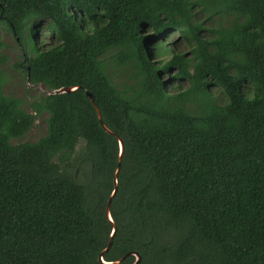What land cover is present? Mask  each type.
Instances as JSON below:
<instances>
[{
    "label": "trees",
    "instance_id": "trees-1",
    "mask_svg": "<svg viewBox=\"0 0 264 264\" xmlns=\"http://www.w3.org/2000/svg\"><path fill=\"white\" fill-rule=\"evenodd\" d=\"M0 28L45 91L0 69V264H102L119 139L106 262L264 264V0H0Z\"/></svg>",
    "mask_w": 264,
    "mask_h": 264
},
{
    "label": "rangeland",
    "instance_id": "rangeland-1",
    "mask_svg": "<svg viewBox=\"0 0 264 264\" xmlns=\"http://www.w3.org/2000/svg\"><path fill=\"white\" fill-rule=\"evenodd\" d=\"M36 23H38L36 27L38 28L39 32L37 33V37L35 38V47H50L55 41L48 31L49 22L45 19H40L37 20ZM167 36L171 38V40H180L179 44L175 48H173L174 53L186 54L187 56L190 55L189 46L187 45V43L181 41V37L177 33L167 34ZM27 37L28 33H25L24 38L26 39ZM0 40H2L4 43V47L0 50V56L7 58L6 62L0 66V69L2 70L4 77L6 78L3 92L6 95L24 99V110L31 112V109L29 107L31 97L36 94L45 92L44 88L42 86L34 88L31 84L25 82L23 67H17V64H21L23 62V56L14 35L10 31H8V29L0 28ZM30 41L31 39L29 40V42ZM25 47L26 54L29 55L31 52V47L29 46L27 40L25 42ZM165 59L166 58H162L160 59V61H164ZM174 75V72H172L171 74L164 77L165 81H168L166 85L167 87L174 84L175 80H171ZM127 80L128 78H126V76H122L118 79V82L125 83L127 82ZM47 118L48 114L46 113L39 117L31 130L25 135V137L23 139L15 141V143L38 141L42 136L46 134ZM82 145L83 144L80 143L77 147V150H79Z\"/></svg>",
    "mask_w": 264,
    "mask_h": 264
},
{
    "label": "water",
    "instance_id": "water-1",
    "mask_svg": "<svg viewBox=\"0 0 264 264\" xmlns=\"http://www.w3.org/2000/svg\"><path fill=\"white\" fill-rule=\"evenodd\" d=\"M29 80V78H28ZM79 87H68V88H61L59 90H56V91H53L52 93L53 94H63V93H70V92H74L76 90H78ZM87 93V96L91 99L92 102H94L93 100V97L92 95L89 93V92H86ZM96 111H97V114H98V117L101 121V116H100V113L96 107ZM101 124L103 126V128L110 134H113L112 131H110L104 123H102L101 121ZM119 146H120V155H119V162H118V167L116 169V173H115V177H114V191L109 199V202H108V205L106 207V217H107V220L110 222V224L112 225V233H111V236H110V239H109V243H108V246L106 247V249H104L102 251V253L100 254V257H99V260L102 264H121L122 260H124L127 256H124L123 258H121L120 260H117V261H114V262H106L104 259H103V255L105 253H107L109 251V249L111 248L112 246V243H113V239H114V236L116 234V225L112 219V216H111V211H110V205H111V202H112V199L114 198L116 192H117V188H118V174H119V171H120V165H121V159H122V156H123V153H124V146H123V142L121 139H119ZM132 255H134L136 257V260L133 264H139L140 261H141V257L138 253L134 252V253H130Z\"/></svg>",
    "mask_w": 264,
    "mask_h": 264
},
{
    "label": "flooded vegetation",
    "instance_id": "flooded-vegetation-1",
    "mask_svg": "<svg viewBox=\"0 0 264 264\" xmlns=\"http://www.w3.org/2000/svg\"><path fill=\"white\" fill-rule=\"evenodd\" d=\"M38 32H39V30H38ZM133 256H134V255H133ZM126 258H127V257H126ZM126 258H125V259H126ZM134 258H135V260H136V257H135V256H134ZM125 259H124V260H125ZM119 260H120V259H119ZM124 260H122V262H123ZM122 262H121V264H122Z\"/></svg>",
    "mask_w": 264,
    "mask_h": 264
}]
</instances>
